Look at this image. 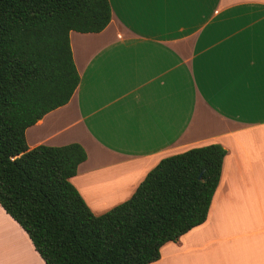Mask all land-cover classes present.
I'll return each mask as SVG.
<instances>
[{"label": "crops", "instance_id": "obj_1", "mask_svg": "<svg viewBox=\"0 0 264 264\" xmlns=\"http://www.w3.org/2000/svg\"><path fill=\"white\" fill-rule=\"evenodd\" d=\"M100 32H70L79 83L25 131L29 148L80 143L71 182L95 214L163 157L226 149L205 221L152 264H264V0H109ZM0 264H45L0 206Z\"/></svg>", "mask_w": 264, "mask_h": 264}, {"label": "trees", "instance_id": "obj_2", "mask_svg": "<svg viewBox=\"0 0 264 264\" xmlns=\"http://www.w3.org/2000/svg\"><path fill=\"white\" fill-rule=\"evenodd\" d=\"M111 15L109 0H0V206L45 264H152L164 243L205 221L220 179L226 149L191 147L95 214L71 182L84 147H28L26 129L78 86L70 32H100Z\"/></svg>", "mask_w": 264, "mask_h": 264}]
</instances>
